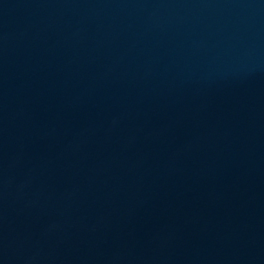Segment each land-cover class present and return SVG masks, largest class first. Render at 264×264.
I'll return each instance as SVG.
<instances>
[{"label": "water", "instance_id": "95a60500", "mask_svg": "<svg viewBox=\"0 0 264 264\" xmlns=\"http://www.w3.org/2000/svg\"><path fill=\"white\" fill-rule=\"evenodd\" d=\"M0 264H264V0H0Z\"/></svg>", "mask_w": 264, "mask_h": 264}]
</instances>
